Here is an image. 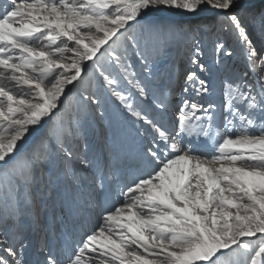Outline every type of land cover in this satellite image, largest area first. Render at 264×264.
Segmentation results:
<instances>
[{"label":"snow or ice","instance_id":"obj_1","mask_svg":"<svg viewBox=\"0 0 264 264\" xmlns=\"http://www.w3.org/2000/svg\"><path fill=\"white\" fill-rule=\"evenodd\" d=\"M0 264H264V0H0Z\"/></svg>","mask_w":264,"mask_h":264}]
</instances>
